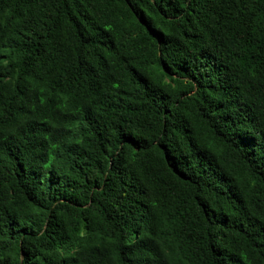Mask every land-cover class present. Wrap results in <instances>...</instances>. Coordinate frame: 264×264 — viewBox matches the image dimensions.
<instances>
[{
  "label": "trees",
  "instance_id": "trees-1",
  "mask_svg": "<svg viewBox=\"0 0 264 264\" xmlns=\"http://www.w3.org/2000/svg\"><path fill=\"white\" fill-rule=\"evenodd\" d=\"M0 264H264V0H0Z\"/></svg>",
  "mask_w": 264,
  "mask_h": 264
}]
</instances>
